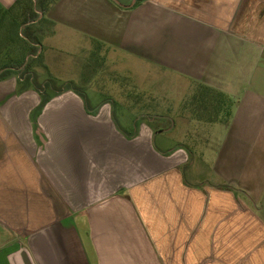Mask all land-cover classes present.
I'll return each mask as SVG.
<instances>
[{
  "label": "crops",
  "instance_id": "crops-1",
  "mask_svg": "<svg viewBox=\"0 0 264 264\" xmlns=\"http://www.w3.org/2000/svg\"><path fill=\"white\" fill-rule=\"evenodd\" d=\"M133 4L55 0L49 46L86 38L213 90L216 168L78 89L2 79L0 264H264V0Z\"/></svg>",
  "mask_w": 264,
  "mask_h": 264
},
{
  "label": "rangeland",
  "instance_id": "rangeland-1",
  "mask_svg": "<svg viewBox=\"0 0 264 264\" xmlns=\"http://www.w3.org/2000/svg\"><path fill=\"white\" fill-rule=\"evenodd\" d=\"M38 1L34 0L33 7L40 13ZM116 1L134 6L139 0ZM11 29L9 26L4 36L0 34V69L9 59L19 58L23 53L19 38H25V25ZM42 31L41 45L36 46L41 56L31 63V72L23 67L4 73L6 78L16 77L20 84L26 82V87L31 84L43 92L78 89L90 97L91 103H111L115 118L123 127L133 121L162 124L164 129L168 128L173 143L182 140L189 151L216 168L215 152H223L228 134L220 123L228 118V111L224 105L217 106V99L211 98V104L205 107L197 101L203 91L199 86H190L172 73L150 66L144 59L86 38L63 39L58 35L52 49L47 38L54 30L46 26ZM95 94L97 98L92 99ZM258 207L264 215V196Z\"/></svg>",
  "mask_w": 264,
  "mask_h": 264
},
{
  "label": "trees",
  "instance_id": "trees-1",
  "mask_svg": "<svg viewBox=\"0 0 264 264\" xmlns=\"http://www.w3.org/2000/svg\"><path fill=\"white\" fill-rule=\"evenodd\" d=\"M54 1L55 0L38 1L40 11L43 13V17L40 19H38L40 16L39 13L34 8V0H17L15 6H13L0 16L1 36H4V34L6 33V29L9 28V26L12 29H17V27L20 26L21 28L25 25L24 31H26L25 38H19L21 41L20 46H22L20 47V49L22 48L23 50L22 55L16 59H6L8 61L5 63V65H2L0 69V80L6 78V75L4 73H11L10 71H18L23 67H25L28 72H31V63H33L35 60L37 61L41 56V54L37 55L38 49L36 46L41 45V41L44 35V31H42V29H44L46 26H50V28L53 27V23L45 18V13ZM38 23H40L39 26L37 25ZM35 25H37L38 27H36ZM200 89L203 90L201 93H199L202 96H198L197 101L201 102V104H203L205 107H208L212 102L211 98H214L219 101V103H217L218 107L224 105L227 108L225 100L218 94H216L213 90L204 86H200ZM228 110L229 108L227 109V111ZM227 114L229 117L230 112L228 111Z\"/></svg>",
  "mask_w": 264,
  "mask_h": 264
},
{
  "label": "built area",
  "instance_id": "built-area-1",
  "mask_svg": "<svg viewBox=\"0 0 264 264\" xmlns=\"http://www.w3.org/2000/svg\"><path fill=\"white\" fill-rule=\"evenodd\" d=\"M40 54V53H39ZM39 54H37V55H39Z\"/></svg>",
  "mask_w": 264,
  "mask_h": 264
}]
</instances>
